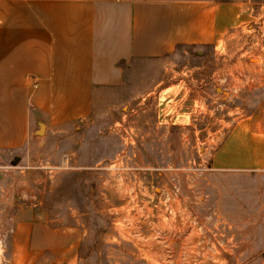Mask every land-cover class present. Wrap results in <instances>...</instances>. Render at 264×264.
<instances>
[{"label": "rangeland", "instance_id": "rangeland-1", "mask_svg": "<svg viewBox=\"0 0 264 264\" xmlns=\"http://www.w3.org/2000/svg\"><path fill=\"white\" fill-rule=\"evenodd\" d=\"M227 1L248 11L225 43L132 60L2 154L0 264H264V172L211 166L243 121L264 135V0Z\"/></svg>", "mask_w": 264, "mask_h": 264}, {"label": "crops", "instance_id": "crops-1", "mask_svg": "<svg viewBox=\"0 0 264 264\" xmlns=\"http://www.w3.org/2000/svg\"><path fill=\"white\" fill-rule=\"evenodd\" d=\"M247 11L212 0H0V158L43 126L89 117L101 89L124 84L122 64L218 47ZM211 166L264 172V135L243 121Z\"/></svg>", "mask_w": 264, "mask_h": 264}, {"label": "water", "instance_id": "water-1", "mask_svg": "<svg viewBox=\"0 0 264 264\" xmlns=\"http://www.w3.org/2000/svg\"><path fill=\"white\" fill-rule=\"evenodd\" d=\"M44 132H45V126H43V127L41 128V130L39 131V134L42 135V134H44Z\"/></svg>", "mask_w": 264, "mask_h": 264}, {"label": "trees", "instance_id": "trees-1", "mask_svg": "<svg viewBox=\"0 0 264 264\" xmlns=\"http://www.w3.org/2000/svg\"><path fill=\"white\" fill-rule=\"evenodd\" d=\"M225 1H227V0H225ZM179 48V47H178ZM134 60H142V59H134ZM124 65H126V64H122V66L124 67ZM126 76V75H125Z\"/></svg>", "mask_w": 264, "mask_h": 264}]
</instances>
